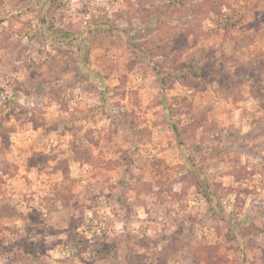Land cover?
<instances>
[{
  "label": "rangeland",
  "instance_id": "374dc122",
  "mask_svg": "<svg viewBox=\"0 0 264 264\" xmlns=\"http://www.w3.org/2000/svg\"><path fill=\"white\" fill-rule=\"evenodd\" d=\"M0 264H264V0H0Z\"/></svg>",
  "mask_w": 264,
  "mask_h": 264
}]
</instances>
